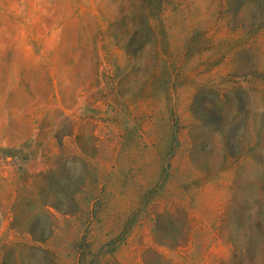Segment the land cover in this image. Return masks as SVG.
Here are the masks:
<instances>
[{
  "label": "rangeland",
  "instance_id": "374dc122",
  "mask_svg": "<svg viewBox=\"0 0 264 264\" xmlns=\"http://www.w3.org/2000/svg\"><path fill=\"white\" fill-rule=\"evenodd\" d=\"M109 263L264 264V0H0V264Z\"/></svg>",
  "mask_w": 264,
  "mask_h": 264
},
{
  "label": "trees",
  "instance_id": "16d2710c",
  "mask_svg": "<svg viewBox=\"0 0 264 264\" xmlns=\"http://www.w3.org/2000/svg\"><path fill=\"white\" fill-rule=\"evenodd\" d=\"M75 195H76V192L73 195H71V198H69L71 203L75 201L74 200ZM54 213H57V214H59L61 216L70 214L69 211L62 210V209H60L59 207H57L55 205H50V204L45 205L44 215H45L46 219L49 221L48 223L46 222L48 230L51 229V224H49V223L52 220V218L55 216ZM28 234L31 235L30 232H28ZM36 241L39 242L40 240L38 239ZM109 264H111V263H109Z\"/></svg>",
  "mask_w": 264,
  "mask_h": 264
}]
</instances>
